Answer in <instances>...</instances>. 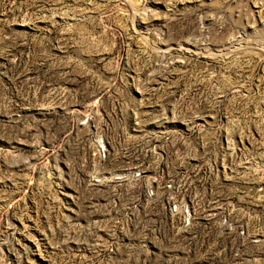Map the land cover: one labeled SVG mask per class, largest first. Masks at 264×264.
Returning a JSON list of instances; mask_svg holds the SVG:
<instances>
[{
  "label": "rangeland",
  "instance_id": "374dc122",
  "mask_svg": "<svg viewBox=\"0 0 264 264\" xmlns=\"http://www.w3.org/2000/svg\"><path fill=\"white\" fill-rule=\"evenodd\" d=\"M0 264H264V0H0Z\"/></svg>",
  "mask_w": 264,
  "mask_h": 264
}]
</instances>
